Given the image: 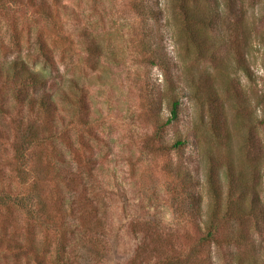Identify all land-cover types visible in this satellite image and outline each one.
Masks as SVG:
<instances>
[{
	"label": "rangeland",
	"instance_id": "1",
	"mask_svg": "<svg viewBox=\"0 0 264 264\" xmlns=\"http://www.w3.org/2000/svg\"><path fill=\"white\" fill-rule=\"evenodd\" d=\"M50 1L62 8L64 29L75 33L74 41H80L81 33L96 37L102 47L96 70L80 61L76 53L81 51L80 47L74 45L71 51L64 40L41 24L30 20L17 27V21L10 23L3 14H0V53L6 52L10 59L22 57L55 89L71 91L78 81L85 90L82 114L85 123L92 127L90 134L85 135L87 149L82 158V163L88 165V184L83 180L80 185L81 198L79 193L73 198V192L64 185L59 193L71 198L78 212L76 203L81 202L83 207V201L91 210L89 226L83 231L93 239H89L90 244L85 248L78 247V253L72 255L74 264H155L161 258L160 251H179L186 243L190 245L185 237H195L196 229L191 216L193 210L189 207L195 205V194L202 197V205L209 202L207 181L211 171L221 182L224 203L225 173L229 166L241 182L248 180L250 184L254 175L258 176L264 202V168L252 169L249 162L251 157L264 152V127L258 124L261 109L254 99L264 92V47L256 39L264 34V10L260 8L264 0H213L212 3L159 0L162 20L150 28L163 35L165 53L171 57L168 75L157 67L143 65L134 53L127 33L128 22L116 14L127 0ZM183 1L195 14L213 9L222 17L224 25L216 32L195 23V33L211 39L210 47L200 50L202 42L197 45L189 41L180 13ZM16 33L18 45L14 39ZM39 34L50 51L48 55L54 58L55 69L46 66L45 58L39 53ZM246 41L249 48H243ZM245 51L249 69L256 78L254 83L234 68L235 60L245 57ZM149 90L154 93L153 110L147 103ZM173 90L181 104L178 121L155 137L153 121L159 117L165 122L170 116ZM72 101L76 103L77 99ZM73 103L58 104L59 114L67 122L76 116L70 113L76 110ZM14 105L13 94L0 89V108L7 111L6 116L0 113V190L4 187L16 192L19 187L11 173L12 145L24 127L8 114H14ZM250 126L258 141L249 153L246 142ZM177 140L185 144L175 151L171 146ZM162 143H165L163 150H158ZM70 160L69 155L64 158ZM168 167L174 169L167 170ZM176 171H181L178 182L174 181ZM180 182L192 188L193 201L183 192H174L172 186ZM20 209L11 207L9 212L0 208L6 221L0 225L1 229L8 226V234L23 243L32 237L43 240L44 231L38 225L29 228L26 214ZM63 209L71 211L67 204ZM205 211L204 207L202 212L206 217ZM67 222L73 224L75 219L67 217ZM156 230L158 239L153 234ZM98 236L103 239L97 240ZM169 237L174 242L172 246L166 243ZM261 239L259 234L252 236L257 244ZM225 254V260L216 257V264H232V258L241 254V250L233 249Z\"/></svg>",
	"mask_w": 264,
	"mask_h": 264
},
{
	"label": "trees",
	"instance_id": "2",
	"mask_svg": "<svg viewBox=\"0 0 264 264\" xmlns=\"http://www.w3.org/2000/svg\"><path fill=\"white\" fill-rule=\"evenodd\" d=\"M201 1L212 3L213 0ZM125 6L117 10L116 14H120L124 17V21L128 22L127 33L135 49L134 53L141 59L143 65L150 68L157 67L168 75L171 57H167L165 53L163 35L154 33L150 28L162 20L160 1L127 0ZM260 8L264 10V3L260 5ZM180 13L184 19L189 41L197 45L200 42L203 43L200 50L205 46L210 47L212 41H209L211 40L209 38L203 39L195 33V23L215 32L224 25L222 17H219L215 10L195 14L186 5V1L180 5ZM0 14H3L7 21H11L10 23L17 21V27L19 23L30 20L36 25L41 24L45 30L64 40L71 51H74L75 47H80L79 53L75 51L77 56H80V61L85 67L96 70L102 47L95 40L96 37L92 35L89 37L85 33L78 35L80 41H74L75 33L64 29L61 19L62 8L56 2L0 0ZM18 38L16 33L14 39L17 45ZM42 38L40 34L37 36L39 53L45 58L46 66L55 69L54 58L48 55L50 51ZM256 39L264 47V34L257 35ZM243 45V48L250 46L247 41ZM2 53H0V89H6L13 94L14 114L9 112L8 114L12 119L14 117L16 124L24 129L12 145L14 153L11 158L13 164L11 173L19 188L13 192L1 187L0 208H5L9 212L11 207L21 208L20 210L26 214L24 216L27 226L31 228L38 225L44 231V238L36 241L32 237L28 242L23 243L9 235L8 226L3 225L2 229L0 227V264H74L72 255L78 253V247L85 248L87 244H90L89 239L91 241L93 239L87 231H83L89 226L91 210L87 208L86 201H83L86 208L80 207L82 203L78 202L76 203L80 210L78 212L73 207V200L59 193L62 192L64 185L66 189L73 192V198L77 193L81 198L83 189L80 185H83V180L88 184L86 178L89 173L88 165L82 163V158L87 149L85 135L90 134L92 127L84 121L85 101L82 100V94L85 90L79 86L78 81L71 91L55 89L22 57L10 59L6 56V52ZM247 54L248 52L245 51V57L240 56L235 60L234 68L248 81L254 83L256 78L249 69ZM175 92L174 90L170 92L172 95L175 94L174 98L170 99V116L165 122L159 117L153 121L155 137H160L164 128L178 121L181 104ZM147 93L149 109L153 110L154 93L151 90ZM73 98L77 99L76 103H73ZM254 99L261 109L258 124L264 127V92L255 96ZM60 102L65 105L75 104L76 110L70 111L76 114L74 120L72 117L67 122L65 117L59 114ZM0 113L6 116L7 111L1 107ZM256 141H258L257 138ZM256 141L250 126L246 142L249 153ZM184 144V141L177 140L171 149L178 151ZM164 146L165 143L164 145L162 143L158 150H163ZM249 153L248 158L251 156ZM67 155L72 161H64ZM249 162L252 169L264 168V152L256 158L251 157ZM171 169L174 167L167 168V170ZM173 174L174 181L178 182L181 171L173 172ZM209 175L207 181L209 202L206 206L202 205V197L199 198L195 194V205L189 207L193 210L191 216L193 223L195 220V237L186 236L185 239L190 241V245L186 243L179 251H169L170 253L160 251L161 258L159 257L155 264L181 262L183 264H216V257H222L225 260V253L233 249L241 250V254H236L232 260L230 259L232 264H264V237H262L264 202L260 196L258 176L253 174L254 178L250 184L248 180L241 182L240 177L235 176L232 167H227L225 173L227 195L224 203L220 192L221 182L214 178L218 175H214L212 171ZM172 187L175 193L183 192L193 201L194 193L188 184L180 182ZM66 204L70 207V212L63 209ZM204 207L206 217L202 212ZM75 211L77 214H74ZM2 214H0V225L6 222L2 219ZM67 217H73L75 223H66ZM153 234L154 238H159L158 230ZM253 234H259L262 238L260 244L252 240ZM98 239L102 240L103 237L98 236ZM166 239L169 240L166 243L170 246L174 244L171 237Z\"/></svg>",
	"mask_w": 264,
	"mask_h": 264
}]
</instances>
